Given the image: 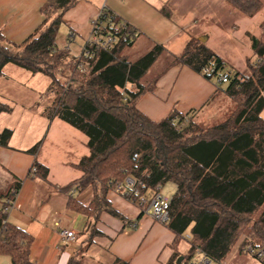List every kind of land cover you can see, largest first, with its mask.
Segmentation results:
<instances>
[{"label":"trees","instance_id":"obj_1","mask_svg":"<svg viewBox=\"0 0 264 264\" xmlns=\"http://www.w3.org/2000/svg\"><path fill=\"white\" fill-rule=\"evenodd\" d=\"M83 0H46L41 6L42 23L22 43L0 32V78L7 65H15L32 75L50 79L47 91L33 107L47 118H58L88 138L89 154L76 167L82 176L63 187L69 194L68 207L98 220L103 212L126 221L107 198L108 191H124L126 179L135 181V191L127 198L145 213L150 196L167 183L176 186L169 218L164 222L175 239L168 264H178V245L190 244L184 259L197 250L221 262L238 245L240 252L250 244L264 247V44L250 35L256 61L247 60L250 75L231 68L205 42L192 38L180 55H171L155 44L145 54L130 59L135 37L120 41L110 50L90 48L75 56L57 44V32L66 11ZM236 10L253 17L264 0H227ZM160 11L167 17L164 4ZM264 27V23H263ZM167 65L152 78L149 69L162 54ZM182 65L214 81L235 103L236 108L218 123L205 126L196 120L197 111L181 113L173 109L155 121L141 112L139 99L155 88L157 81L173 66ZM227 74V83H222ZM240 78H244L241 81ZM216 95L211 97V101ZM0 99V114L12 112ZM11 129L0 132V147H8ZM38 145L30 149L36 152ZM136 156V157H135ZM33 177L47 179L49 169L36 161ZM21 182L0 191V255L11 264H36L32 258L34 238L24 228L11 223L5 208L16 198ZM89 186L94 198L89 206L75 193ZM133 222V227L135 223ZM92 236L100 232L92 229ZM68 264H83L71 258ZM114 264H130L117 258ZM183 264V263H182Z\"/></svg>","mask_w":264,"mask_h":264},{"label":"crops","instance_id":"obj_2","mask_svg":"<svg viewBox=\"0 0 264 264\" xmlns=\"http://www.w3.org/2000/svg\"><path fill=\"white\" fill-rule=\"evenodd\" d=\"M45 1L0 0V32L12 42H24L42 23L41 6ZM190 1L83 0L66 11L63 20L70 25L71 39H74L84 24L88 25L90 34L91 20L105 7L136 30L139 36L135 44L140 42L146 53L153 45L160 44L169 54L180 55L192 38H199L231 68L249 76L244 70L248 67L247 60L257 59L249 41L253 33L243 31L242 34L237 22L224 28L212 15L204 13L198 17L193 6L186 5ZM164 4L169 7V17L160 11ZM224 45L228 54L223 50ZM242 45L245 50L241 49ZM65 48L71 51L70 46ZM7 70L10 74H6ZM4 71L0 78V99L13 109L0 114V132L11 129L13 135L8 147H0V191L21 182L15 198L19 208L11 209L7 218L33 236L32 260L36 264H68L71 258H76L83 264H114L120 258L130 264H168L174 252V233L164 223L141 214V209L124 194L128 188L111 189L107 194L113 208L126 221L107 212L96 220L68 207L69 194L62 188L82 176L76 165L89 154L88 138L58 118L49 119L43 113H35L38 111L33 107L41 100L42 92L27 84L35 75L9 65ZM223 94L226 95L214 81L206 80L186 66L175 65L157 81L152 91L139 99L137 106L149 118L159 121L173 109L183 114L193 110L203 113ZM213 95L216 98L211 101ZM37 144V151L30 152ZM36 161L49 169L46 180L30 174ZM173 186L176 189L175 185L169 187L172 196ZM72 194L85 206L94 198L92 186ZM134 221H137L135 227ZM93 228L100 234L92 236ZM64 230L73 231L75 238L61 236ZM187 248L188 251L182 240L178 245L180 257L187 255L190 244Z\"/></svg>","mask_w":264,"mask_h":264},{"label":"rangeland","instance_id":"obj_3","mask_svg":"<svg viewBox=\"0 0 264 264\" xmlns=\"http://www.w3.org/2000/svg\"><path fill=\"white\" fill-rule=\"evenodd\" d=\"M177 1L182 2L183 0H175V2ZM186 5L187 6L190 5V7L193 6V12H195V15H197L198 17H201V15L204 13L207 15L208 14L212 15L214 20L218 21L221 24V26H223L224 28H227L232 22H237L242 34L243 31H246L247 33L250 31L253 33L252 36H256L264 44V27H263L264 7L255 16L247 17L238 10H236L235 8H233L227 2V0H191L190 2H187ZM227 10L229 11L227 12ZM239 19H243V21L242 22L237 21ZM70 30H71L70 25L67 24L65 21H63L57 32V44L60 48H65L67 46H70L71 52L73 54L80 55L90 36L88 25L84 24L83 27L79 28V30H77L75 33L74 39H71ZM244 35L246 36L247 34L245 33ZM231 39L234 42H237L235 37ZM249 41L251 42L250 37H249ZM222 45L223 42L221 41L220 46ZM241 47H242L241 49L243 50H245L246 48L244 45H242ZM223 48H224L223 49L224 52L228 54L227 47L224 45ZM146 50L147 49H145V47H143L140 42H137L131 48L128 49L129 58L132 60L136 59L137 57L146 53ZM168 60H169V55L166 53L162 54L155 62V64L149 69L147 73V78L148 79L152 78L156 76L159 72H161L163 68L167 65ZM9 67H15L23 71L22 73L30 74V72L22 68H19L15 65L10 64ZM245 67H246L244 69L245 72L249 74L250 73L249 68L247 66ZM6 74H10V70H7ZM49 82L50 79L47 76L43 74H36L35 78L31 80L29 79L27 81V84L38 88V91L42 92V94L40 95L42 98V95L45 94L47 91ZM235 108H236V103L230 97L223 94L217 97L215 103L212 106H210L209 109H207L203 113H200L198 116H200L201 118L197 116L196 120H198L205 126H210L225 119L227 115L233 112ZM35 113H40V112H35ZM262 116L264 118V113H262ZM171 185L173 184L167 183L163 185L161 187V192L166 196H172V194L170 193L171 191H169L170 189L169 187ZM172 190L176 191L175 187ZM184 244L186 250L188 251L187 247L189 243L186 240H184ZM200 257L201 254L196 253L191 258L198 260ZM187 259L189 258L187 257ZM221 263L222 264H264L263 262H261L260 260H258L257 258H255L250 254H244L243 252L241 253L238 248V245H236L228 253V255L223 260H221ZM0 264H11V260L9 257L5 255H0Z\"/></svg>","mask_w":264,"mask_h":264},{"label":"built area","instance_id":"obj_4","mask_svg":"<svg viewBox=\"0 0 264 264\" xmlns=\"http://www.w3.org/2000/svg\"><path fill=\"white\" fill-rule=\"evenodd\" d=\"M91 32L90 36L86 42V45L83 48V53L88 54L90 48H98L103 50H110L113 46L118 44L120 41H129L135 37L136 33H133L129 27L130 24L123 21L117 17L114 13L107 10L105 7L102 8L98 14L90 22ZM228 75H223L221 82H228ZM241 81H244V78H240ZM136 157V156H135ZM36 167L33 165L31 172H35ZM126 184L129 187L130 191L137 192L135 189V181L128 177L126 179ZM172 196H166L161 192V189L155 191L150 198L148 199V205L145 209V213L149 215L152 219L164 223L169 218V211L171 205ZM13 208H19V205L16 203L15 199L9 203L5 208V211H9ZM61 236L67 239H74L75 233L71 230L61 231ZM201 254V257L196 259H184L180 264H222L221 262L213 261L208 258L200 250H197L195 254ZM244 254H250L264 263V249L263 248H254L252 245L248 244L243 248Z\"/></svg>","mask_w":264,"mask_h":264},{"label":"water","instance_id":"obj_5","mask_svg":"<svg viewBox=\"0 0 264 264\" xmlns=\"http://www.w3.org/2000/svg\"><path fill=\"white\" fill-rule=\"evenodd\" d=\"M199 40L202 41V42H204L203 39H199ZM182 260H183V257H180V258L178 259V264H180Z\"/></svg>","mask_w":264,"mask_h":264}]
</instances>
